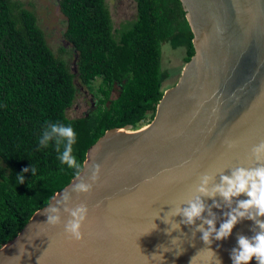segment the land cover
<instances>
[{"label":"water","instance_id":"water-1","mask_svg":"<svg viewBox=\"0 0 264 264\" xmlns=\"http://www.w3.org/2000/svg\"><path fill=\"white\" fill-rule=\"evenodd\" d=\"M178 2L194 54L174 87L163 93L147 127L108 130L85 153L81 176L87 181L93 164L100 171L91 193L72 194L69 205L88 208L82 241L65 239L66 214L58 227H49L41 214L70 191L75 177L0 246V264H16L8 258L17 255L18 243L31 254L20 264H190L193 257L191 264H218L201 233L192 236L200 221L193 227L181 224L179 231L166 235L170 225L162 218L171 206L195 194L202 174L230 175L231 168L255 166L251 149L264 141V0ZM225 140L236 147L227 148ZM215 199L222 204L219 196ZM212 211L218 230L229 209L222 204ZM158 213L161 219H155ZM172 219L179 223L181 217ZM252 228V221L243 220L226 240H213L210 249L221 264H232L237 236L251 237ZM173 238L177 240L171 243ZM249 264H256L255 259Z\"/></svg>","mask_w":264,"mask_h":264},{"label":"trees","instance_id":"trees-1","mask_svg":"<svg viewBox=\"0 0 264 264\" xmlns=\"http://www.w3.org/2000/svg\"><path fill=\"white\" fill-rule=\"evenodd\" d=\"M135 19L113 34L104 0H58L64 42L75 54V74L56 60L31 11L0 0V246L11 240L34 211L76 177L61 165L53 143H38L51 123L71 124L76 132L73 156L85 153L108 130H136L150 123L168 78L161 71V46L194 54L192 35L178 0H134ZM93 93L95 105L83 117L68 120L73 80ZM118 94L110 100L114 86ZM30 165L35 175L23 173Z\"/></svg>","mask_w":264,"mask_h":264},{"label":"clouds","instance_id":"clouds-1","mask_svg":"<svg viewBox=\"0 0 264 264\" xmlns=\"http://www.w3.org/2000/svg\"><path fill=\"white\" fill-rule=\"evenodd\" d=\"M76 139V132L71 124L57 122L46 127L38 141L39 145L44 148H47L50 142L53 143L60 164L75 170L77 182L72 185L70 191H65L56 199L54 205L51 204V206L46 207L41 213L46 216V222L44 223L49 227L60 226L62 214L68 216L67 221L63 223V235L70 243L82 241L81 228L88 216L86 204L80 203L75 207L69 206L72 194L77 196L90 194L93 185L99 179L100 171L99 164H93L91 175L87 178V181L81 176L82 165L77 162L72 154ZM224 143L229 149L236 147L234 141L225 140ZM250 159L255 161V166L231 168L230 175H224V171L214 174H202L199 177L198 185L195 187V194L191 198L181 200L171 206L170 210L164 214L162 222L170 225L165 229V234L171 235V232L179 231L181 224L193 227L196 225V221H200L198 226L193 227L192 236L194 238L197 232L201 233L200 239L203 244L207 246L208 251L213 253L218 264H221L219 258L210 249L213 240H226L239 222L250 220L253 222V228L250 229L253 235L251 237L242 234L237 236V246L231 250L230 259L232 264H249L253 258L256 264H264V219H262L264 218V141L252 147ZM29 171L32 175H35L36 168L30 165L29 168L23 169L17 175V179L21 184L24 182L23 173ZM217 175H219V183H216ZM242 195L246 196L247 199H236ZM217 196L221 198L223 207L229 209V211L223 213L225 219L220 223L218 230L216 228L217 217L212 211L213 208L220 209L222 206L221 203L216 201ZM205 199H211L213 203L206 205L204 203ZM234 200L235 207H233ZM182 205L184 206L182 207ZM205 212L207 217L204 216ZM177 216L181 217L179 223L172 219ZM155 219H161L160 213L157 214ZM155 230H157V225L153 223L152 231ZM176 240L177 238H173L171 243ZM165 252H167L166 248ZM25 255L30 257L31 254L27 252L25 244L18 243L17 255L8 259L15 260L16 264H20ZM161 258L163 259V257Z\"/></svg>","mask_w":264,"mask_h":264},{"label":"rangeland","instance_id":"rangeland-1","mask_svg":"<svg viewBox=\"0 0 264 264\" xmlns=\"http://www.w3.org/2000/svg\"><path fill=\"white\" fill-rule=\"evenodd\" d=\"M17 7L25 8L32 12L35 17L36 25L42 32L44 40L53 54V57L65 64L68 72L75 74V54L73 50L64 42L63 33L65 30L64 19L58 10V0H11ZM108 10L113 34L129 24L135 19L134 0H104ZM160 68L168 75L162 84L163 93L170 90L177 83L181 69L185 64V49L173 50L167 43L161 46ZM99 79L96 78L90 83L91 92L81 87L78 82L73 80L75 96L71 107L66 110L65 117L68 120H75L83 117L91 108L94 107L96 99L93 97ZM118 86H114L110 93V100L116 98ZM150 114L138 124L136 130L140 131L150 124ZM0 166L2 164L0 163Z\"/></svg>","mask_w":264,"mask_h":264}]
</instances>
